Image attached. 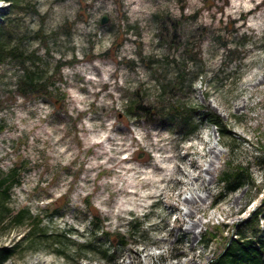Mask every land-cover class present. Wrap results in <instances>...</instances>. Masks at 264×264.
Instances as JSON below:
<instances>
[{
  "label": "rangeland",
  "instance_id": "rangeland-1",
  "mask_svg": "<svg viewBox=\"0 0 264 264\" xmlns=\"http://www.w3.org/2000/svg\"><path fill=\"white\" fill-rule=\"evenodd\" d=\"M0 30L17 50L0 60V170L20 174L0 246L22 244L4 264H211L264 239V0L0 1ZM27 71L50 91L22 95ZM171 107L221 126L193 113L188 133ZM24 207L46 238L10 226Z\"/></svg>",
  "mask_w": 264,
  "mask_h": 264
},
{
  "label": "trees",
  "instance_id": "trees-1",
  "mask_svg": "<svg viewBox=\"0 0 264 264\" xmlns=\"http://www.w3.org/2000/svg\"><path fill=\"white\" fill-rule=\"evenodd\" d=\"M5 1H12V0H5ZM165 18V15H159L158 19L160 21H163ZM3 34L0 30V60L4 58V56L8 54H16L17 50L14 48H7L4 45L3 42ZM19 55V54H18ZM76 62V58L73 60L67 61L65 63H61L58 66L57 71H60V69L65 64H73ZM52 87V76H46L45 74H36L32 71H27L24 75L23 79H21L17 84V89L22 95H28L30 93L32 94H47ZM61 93L56 92V95L59 96ZM145 110L146 113L148 110H154V109H148L146 107L139 106L137 101H134L131 106L130 110L132 113L136 112V110ZM150 113H153L152 111ZM193 113L196 114L201 122L210 120L212 123L216 125L221 126V122L219 119V116L217 114H212L207 112H200L197 108H186L181 109L180 107H171L170 115L175 116L178 118L179 121H177V126L179 129L185 130V128L190 125L191 130L188 132H194L199 128L198 124L191 123V119H193ZM163 114H166V112H163ZM222 131L225 132V128H222ZM245 177H250L249 173L244 170V168H239L238 170H234L232 172H224L223 176H221V182L225 183V189L228 191L235 190L237 187H239L242 184V181ZM8 180L11 181H20V174L17 171V168L13 169L11 172L6 173L5 175L0 170V186H2V190H0V223L3 219V216L5 212L3 211V208L5 209L6 206L4 204V198L9 196L10 191V184H6ZM2 191V192H1ZM88 203V202H87ZM89 205V204H88ZM64 207V206H63ZM52 208L47 211L51 215H59L60 210L63 208ZM90 207V214L92 218L94 219V225H100L104 224V220L101 218V216L98 213V210H95L94 208ZM7 209V208H6ZM8 211L11 213V227L14 228H27L29 235L31 237H38L43 238L47 237V231L42 226V218L38 215H32L31 211L28 207H24L19 209L18 211L13 212L12 210L8 208ZM261 213L254 212L253 218H251V221H256ZM255 219V220H254ZM260 242L259 245H253L251 242H255L253 240H241L236 238L231 243L228 244L226 250H224L222 253H220L212 262L211 264H264V239H258ZM126 241L124 239V236L121 235L118 239L117 244H125ZM22 247L21 240L13 241L8 246H0V264H4L8 259L14 258L18 254H20L19 250ZM80 249H84V247L80 246ZM102 257L104 259H108L111 257V255L107 251H103Z\"/></svg>",
  "mask_w": 264,
  "mask_h": 264
},
{
  "label": "bare ground",
  "instance_id": "bare-ground-1",
  "mask_svg": "<svg viewBox=\"0 0 264 264\" xmlns=\"http://www.w3.org/2000/svg\"><path fill=\"white\" fill-rule=\"evenodd\" d=\"M179 172H182V169H179ZM165 179L168 181H176V180L178 181V178L173 176V175L167 176V177H165ZM174 235L176 236L177 234H174ZM150 255L151 254H147L146 256H150Z\"/></svg>",
  "mask_w": 264,
  "mask_h": 264
},
{
  "label": "water",
  "instance_id": "water-1",
  "mask_svg": "<svg viewBox=\"0 0 264 264\" xmlns=\"http://www.w3.org/2000/svg\"><path fill=\"white\" fill-rule=\"evenodd\" d=\"M105 21H106V18H103V19H102V23H104Z\"/></svg>",
  "mask_w": 264,
  "mask_h": 264
}]
</instances>
